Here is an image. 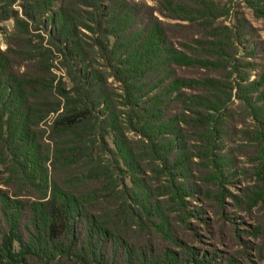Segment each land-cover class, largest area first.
<instances>
[{
	"label": "trees",
	"instance_id": "1",
	"mask_svg": "<svg viewBox=\"0 0 264 264\" xmlns=\"http://www.w3.org/2000/svg\"><path fill=\"white\" fill-rule=\"evenodd\" d=\"M241 9L264 21V0H0V264H264Z\"/></svg>",
	"mask_w": 264,
	"mask_h": 264
},
{
	"label": "rangeland",
	"instance_id": "2",
	"mask_svg": "<svg viewBox=\"0 0 264 264\" xmlns=\"http://www.w3.org/2000/svg\"><path fill=\"white\" fill-rule=\"evenodd\" d=\"M242 12H244L245 14V18L249 21V23L252 25V27L256 30V34L259 36V38L261 40H264V21L263 20H259V19H255L253 18V16L251 15V12L248 10H244L241 9ZM12 28V22L10 21H6L3 23H0V50L4 49V42H3V30L5 31H10ZM55 73L57 75L60 74V70H55ZM233 190V189H232ZM227 201V200H226ZM256 210H254L250 216L246 217V215L242 214V213H238V221L239 223H241V227L240 228H244L245 226H249V225H253L254 222L251 220V217H256L258 215L261 214L260 211H257L258 213H255ZM240 225V224H239ZM263 264V263H260Z\"/></svg>",
	"mask_w": 264,
	"mask_h": 264
}]
</instances>
